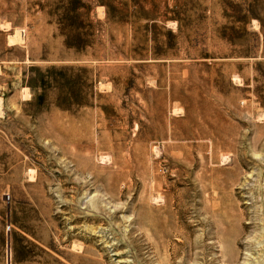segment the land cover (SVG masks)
Masks as SVG:
<instances>
[{
	"label": "rangeland",
	"instance_id": "1",
	"mask_svg": "<svg viewBox=\"0 0 264 264\" xmlns=\"http://www.w3.org/2000/svg\"><path fill=\"white\" fill-rule=\"evenodd\" d=\"M0 74V264H264V0H0Z\"/></svg>",
	"mask_w": 264,
	"mask_h": 264
},
{
	"label": "built area",
	"instance_id": "2",
	"mask_svg": "<svg viewBox=\"0 0 264 264\" xmlns=\"http://www.w3.org/2000/svg\"><path fill=\"white\" fill-rule=\"evenodd\" d=\"M3 118L2 101L0 99V120Z\"/></svg>",
	"mask_w": 264,
	"mask_h": 264
},
{
	"label": "crops",
	"instance_id": "3",
	"mask_svg": "<svg viewBox=\"0 0 264 264\" xmlns=\"http://www.w3.org/2000/svg\"><path fill=\"white\" fill-rule=\"evenodd\" d=\"M0 77H2V74H0ZM10 255V254H9Z\"/></svg>",
	"mask_w": 264,
	"mask_h": 264
},
{
	"label": "bare ground",
	"instance_id": "4",
	"mask_svg": "<svg viewBox=\"0 0 264 264\" xmlns=\"http://www.w3.org/2000/svg\"><path fill=\"white\" fill-rule=\"evenodd\" d=\"M226 264V263H225Z\"/></svg>",
	"mask_w": 264,
	"mask_h": 264
}]
</instances>
